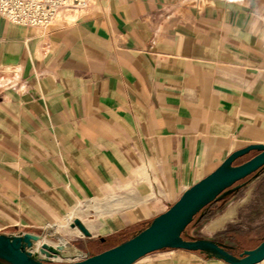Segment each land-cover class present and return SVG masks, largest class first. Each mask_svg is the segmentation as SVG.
I'll return each mask as SVG.
<instances>
[{
	"label": "crops",
	"instance_id": "obj_1",
	"mask_svg": "<svg viewBox=\"0 0 264 264\" xmlns=\"http://www.w3.org/2000/svg\"><path fill=\"white\" fill-rule=\"evenodd\" d=\"M221 1L92 0L43 27L0 15V233L46 228L70 241L80 218L92 242L75 245L97 253L233 150L264 143V0ZM226 192L189 236L239 257L254 241L247 213L264 219V165L210 203ZM130 264L229 263L166 247Z\"/></svg>",
	"mask_w": 264,
	"mask_h": 264
},
{
	"label": "water",
	"instance_id": "obj_2",
	"mask_svg": "<svg viewBox=\"0 0 264 264\" xmlns=\"http://www.w3.org/2000/svg\"><path fill=\"white\" fill-rule=\"evenodd\" d=\"M255 152L244 160L238 158ZM264 165V143H251L230 152L213 170L189 185L180 196L152 218L150 223L131 237L94 254H85L62 234L44 228L41 232L21 231L17 235L0 233V259L6 264H130L146 253L161 248L207 250L229 264H253L264 259V237L252 248H245L239 257L216 242L204 238L185 239L181 232L194 215L210 203L225 188L246 177ZM76 226L84 236L91 232L75 218ZM39 240L38 249L43 258L26 249L23 241ZM59 259H54V257ZM1 264V263H0Z\"/></svg>",
	"mask_w": 264,
	"mask_h": 264
},
{
	"label": "built area",
	"instance_id": "obj_3",
	"mask_svg": "<svg viewBox=\"0 0 264 264\" xmlns=\"http://www.w3.org/2000/svg\"><path fill=\"white\" fill-rule=\"evenodd\" d=\"M92 0H0V15L15 24L43 27L65 14H79Z\"/></svg>",
	"mask_w": 264,
	"mask_h": 264
},
{
	"label": "rangeland",
	"instance_id": "obj_4",
	"mask_svg": "<svg viewBox=\"0 0 264 264\" xmlns=\"http://www.w3.org/2000/svg\"><path fill=\"white\" fill-rule=\"evenodd\" d=\"M202 1H209V0H202ZM69 15V16H68ZM73 15V16H72ZM72 16V17H71ZM75 16H77V14H65V15H62V16H59L54 22H64V23H68V22H71L74 18H75ZM250 151H252V150H250ZM253 153L251 152L250 154H249V156H251ZM248 155L246 156V158L247 157H249ZM246 158H244V157H240V158H238L237 159V161L236 162H238V161H241V160H244V159H246ZM243 185H241L240 186V188H239V191L241 190V187H242ZM105 191V190H104ZM103 194V192L102 193H100L99 195H97V196H93V197H89V198H85V199H82V200H78V201H76L66 212H65V214H63L61 217H59L56 221H59V220H63V216H65L67 213H69V212H71L72 211V209H73V206H79V207H81V206H85V205H87L88 203H90L91 201H94L95 199H96V197H99V196H101ZM115 196H117V197H115L114 199H120V197H121V194H116ZM219 199H216L215 201H213L212 203H210L209 205H207V207L202 211V213L201 212H199V213H197L196 215H195V217H194V219L188 224V226L186 227V229H185V231L184 232H181V234L183 235L184 234V236L185 237H188V238H191L190 236H189V233L191 232V230H193V228L204 218V217H207L208 215H210L212 212H213V210H214V208H217L218 206H219V204H220V202H223V201H227L229 198H230V195H229V193L228 192H226V193H224V194H221L219 197H218ZM222 198V199H221ZM109 200V199H108ZM109 201H111V200H109ZM71 210V211H70ZM88 210L91 212V213H89V217H92L93 216V213L94 212H98V210H96L95 208H93V207H89L88 208ZM69 211V212H68ZM100 211V210H99ZM256 212L257 211H250V212H248L247 213V217L249 218V217H251L250 219L251 220H248L247 222H253V227H250V228H247V230L248 231H250L251 232V235L253 236L252 238H253V242H251L249 245L250 246H256L260 241H261V239L264 237V219H260L259 218V214H256ZM79 216H81V217H83V215H79ZM257 219L258 220V222L259 223H255L254 221L255 220H253V219ZM55 221V222H56ZM75 226V225H74ZM76 227V226H75ZM78 229V228H77ZM78 236H77V238H74V239H72V240H70V242H72L73 244H79V245H85L86 243H90V242H92L91 240H92V237H90V236H84L82 233H81V231L78 229ZM195 235V234H194ZM95 240H96V242H99V240L97 239V238H95ZM96 251L97 249H95V248H93V249H91V251Z\"/></svg>",
	"mask_w": 264,
	"mask_h": 264
},
{
	"label": "bare ground",
	"instance_id": "obj_5",
	"mask_svg": "<svg viewBox=\"0 0 264 264\" xmlns=\"http://www.w3.org/2000/svg\"><path fill=\"white\" fill-rule=\"evenodd\" d=\"M216 3H221L222 1L221 0H214ZM69 16V15H68ZM73 16V15H72ZM71 16V17H72ZM75 219V218H74ZM73 219V220H74ZM81 222L82 220L80 218H78ZM73 220L69 223V226L70 227H75V226H72V222ZM83 223V222H82ZM84 224V223H83ZM85 225V224H84ZM77 228V227H76ZM21 232H18V233H15V234H11V235H17V234H20ZM38 243H39V240H33V239H29L27 241H23V244L25 246L26 249L30 250L32 253H34L36 256H43V252H40V250L38 249ZM54 259H59L57 256L54 257ZM263 260V259H262Z\"/></svg>",
	"mask_w": 264,
	"mask_h": 264
},
{
	"label": "trees",
	"instance_id": "obj_6",
	"mask_svg": "<svg viewBox=\"0 0 264 264\" xmlns=\"http://www.w3.org/2000/svg\"><path fill=\"white\" fill-rule=\"evenodd\" d=\"M198 212H199V211H198ZM187 226H188V225H187ZM187 226H186V227H187ZM186 227H185V229H186ZM185 229H184L182 232H184ZM181 235H182V234H181ZM182 237L185 238V239H191V238L185 237L184 234L182 235ZM254 247H255V246H254Z\"/></svg>",
	"mask_w": 264,
	"mask_h": 264
}]
</instances>
